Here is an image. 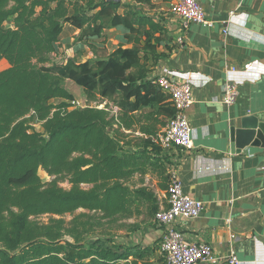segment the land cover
<instances>
[{
	"label": "trees",
	"instance_id": "trees-1",
	"mask_svg": "<svg viewBox=\"0 0 264 264\" xmlns=\"http://www.w3.org/2000/svg\"><path fill=\"white\" fill-rule=\"evenodd\" d=\"M153 7L152 0H0V59L8 64L0 70V264H166L163 254L151 259L158 240L117 242L108 229H97L107 219L135 232L140 223L125 221L133 216L155 226L156 214L167 206L153 190L127 183L135 174H156L167 194L171 179L169 154L141 139L158 136L174 114L149 75L163 56L158 46L164 27ZM10 17L14 26H4ZM66 23L80 30L81 40L122 25L130 45L84 61L69 58L57 74L45 63ZM63 79L112 101L117 115L72 107ZM54 98L62 101L55 105ZM34 117L42 131L33 129ZM131 132L140 134L138 142L126 139ZM40 168L63 175L70 187L56 178L43 183ZM77 209L84 211L66 223L62 216ZM41 214L52 217L47 223L31 219Z\"/></svg>",
	"mask_w": 264,
	"mask_h": 264
},
{
	"label": "crops",
	"instance_id": "crops-1",
	"mask_svg": "<svg viewBox=\"0 0 264 264\" xmlns=\"http://www.w3.org/2000/svg\"><path fill=\"white\" fill-rule=\"evenodd\" d=\"M198 1L210 24L193 22L185 31L172 14V0H152L151 9L164 29L158 46L163 56L150 77L168 70L174 81L191 84V148L165 153L184 192L201 199L204 208L198 217H179L175 226L187 240L209 243L220 259L233 247L240 264H264V146L249 142L235 152L230 147V127H238L242 117L264 122V0ZM127 32L122 25L111 32L116 42L108 53L120 43L130 45ZM96 39L105 46L106 35L90 38ZM227 86L237 90L231 103L223 100ZM151 229L154 236L143 238L149 241L135 242L159 241L158 223Z\"/></svg>",
	"mask_w": 264,
	"mask_h": 264
},
{
	"label": "built area",
	"instance_id": "built-area-1",
	"mask_svg": "<svg viewBox=\"0 0 264 264\" xmlns=\"http://www.w3.org/2000/svg\"><path fill=\"white\" fill-rule=\"evenodd\" d=\"M171 11L183 31L193 22L210 24L198 0H172ZM169 74V71L165 70L155 76L157 84L168 95V102L174 108L173 116L166 121L158 134L159 146L164 152H169L175 147L189 149L192 145L191 128L186 114V109L192 102L191 84L188 81H174ZM236 95L237 90L227 86L223 100L231 103ZM112 115H117L116 106ZM166 198L167 206L155 216L162 231L159 249L166 264H240L233 247L230 248L225 259H220L209 243L187 240L183 231L175 226L179 217H198L204 208V203L201 199L184 192L181 182L173 171H171Z\"/></svg>",
	"mask_w": 264,
	"mask_h": 264
},
{
	"label": "rangeland",
	"instance_id": "rangeland-1",
	"mask_svg": "<svg viewBox=\"0 0 264 264\" xmlns=\"http://www.w3.org/2000/svg\"><path fill=\"white\" fill-rule=\"evenodd\" d=\"M12 25V17L8 18L5 22H4V26L8 27ZM111 32H108L106 34V40L104 42L105 46L103 45L100 46V42L98 41V39L96 40H90L88 38V40H84V39H80L79 35H80V30H77L76 28H73L70 25L66 24V28L64 29V31L60 34V41L58 43V47L56 48V50L52 53L49 54L48 57V61L45 63L48 66H51L53 68V70L57 73V74H61L63 71L62 65L66 62L67 59L69 58H73L76 61H81L84 60L86 58H90L93 57L95 55H105L108 53V47H110V44L114 45V43L116 42L115 39L112 40V36L114 35V33L110 34ZM79 45L80 49L77 51L76 47ZM76 46V47H75ZM96 47V48H95ZM96 49V50H95ZM8 66L7 62L5 60H0V70L6 68ZM62 85L73 94L74 99L72 101V107H86V106H95L97 108H105L109 115L113 114V109L115 107L114 103L112 101H108L107 99H101L98 95H94V94H88L86 93L82 86L79 85L78 83H75L69 79H63L62 80ZM62 100L60 98H54L52 99L50 102L57 105L61 102ZM33 129L36 131H42V125L41 122H39L35 117L33 118V120L31 121ZM116 128V125L113 126V129ZM162 129V127L159 128V131ZM158 134V133H157ZM131 136H128L126 139L131 140L133 143L136 142L135 138L136 137H140V134H138V132H131L130 134ZM44 137H46V135H44ZM134 137V138H133ZM137 139V138H136ZM141 139L142 141L145 143V145L148 146V148H152V149H159V141H158V136H142L141 135ZM138 142V139H137ZM131 147V146H129ZM38 175L41 179V181L43 183H48L49 181H51L53 178H56L58 185L63 187V188H69L70 184L68 183L67 179L63 176V175H59L57 177L55 176H51L49 175L44 169H39L38 170ZM158 176H156V174H150L147 173L145 175H140V174H135L133 177L130 178V180L127 182L130 186L132 187H139L140 185H144L147 188L153 190L158 199L160 200H164L165 202H167V198L166 197V193L165 191L161 190L158 187ZM82 187L87 188L89 187V185L87 184H81ZM84 211L83 209H77L73 214H65L63 215V219L66 221V223H68L74 214H79L80 212ZM90 214H93V212H90ZM50 217H52V215L49 214H41V215H37V216H33L31 219L34 220L35 222L38 223H47L50 219ZM54 217H58V216H54ZM98 216L94 215L92 217L91 220L97 219ZM125 221L128 222H138L140 223V228L139 230L133 232L127 229V227H123V228H117L116 227V223H111V224H107V219H101V223L103 224V226H101L98 229H108V231H111L112 233H114L115 235V240L117 242H135L140 240V242H147L150 240L148 239H143L144 237L148 238V233L150 236H154L153 231L151 229V226L147 225L146 222H143V218L142 216L139 217H131L128 219H125ZM106 223V224H105ZM147 234V235H146ZM63 238H68L70 239V237L65 234ZM159 242L160 239L157 243H155L156 245V254L154 256H151L152 260H156L158 258L162 259V252L159 249ZM160 262V260H159ZM161 263V262H160Z\"/></svg>",
	"mask_w": 264,
	"mask_h": 264
},
{
	"label": "water",
	"instance_id": "water-1",
	"mask_svg": "<svg viewBox=\"0 0 264 264\" xmlns=\"http://www.w3.org/2000/svg\"><path fill=\"white\" fill-rule=\"evenodd\" d=\"M249 142L253 145L264 146V122L253 115H246L240 119L239 126L230 127L231 151L239 149Z\"/></svg>",
	"mask_w": 264,
	"mask_h": 264
}]
</instances>
